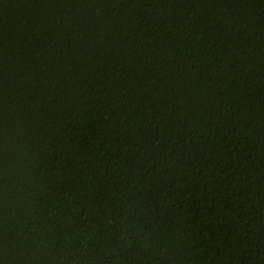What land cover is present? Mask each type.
Here are the masks:
<instances>
[{
    "label": "trees",
    "instance_id": "obj_1",
    "mask_svg": "<svg viewBox=\"0 0 264 264\" xmlns=\"http://www.w3.org/2000/svg\"><path fill=\"white\" fill-rule=\"evenodd\" d=\"M0 264H264V0H0Z\"/></svg>",
    "mask_w": 264,
    "mask_h": 264
}]
</instances>
